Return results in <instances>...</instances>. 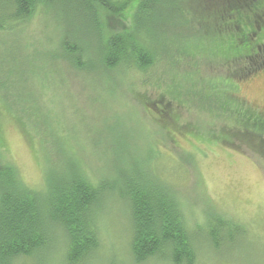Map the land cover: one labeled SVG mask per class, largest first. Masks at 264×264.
<instances>
[{"label": "rangeland", "instance_id": "1", "mask_svg": "<svg viewBox=\"0 0 264 264\" xmlns=\"http://www.w3.org/2000/svg\"><path fill=\"white\" fill-rule=\"evenodd\" d=\"M171 1L173 19L163 30H150L148 37L166 46L200 44L208 52L206 58H187L182 66L159 57L145 71L126 72L119 66L104 79L97 49L91 50L97 44L88 34L89 26L82 19L59 17L60 7L43 5L32 17L0 30V169L4 157L28 185L45 188L50 164L71 168L72 159L58 146L64 138L60 143L67 141L71 150L65 153L78 158L94 182L117 189L133 179L170 183L196 239V264H264V144L257 145L259 135L238 126L236 114L213 105L208 97L192 95L196 92L191 84L174 91L177 80L172 73L195 67L200 81L222 84L224 97L235 95L233 87L238 86L237 96L248 107L264 111V67L236 82L229 74L237 65L241 72L247 61L227 64L209 56L220 37L207 32L201 22L210 1L220 5L223 0ZM133 5L121 14L103 11L106 36L132 28ZM63 34L74 46L89 49L84 54L93 66L79 72L70 66L71 58L69 63L59 58ZM260 52L258 63L264 58L262 48ZM37 94L45 104L38 102ZM230 138L232 146L226 141ZM99 210L101 264H108L109 258H115V264H133L129 203L117 191ZM58 239L48 259L37 257L31 263L66 264V239ZM144 264L167 263L152 258Z\"/></svg>", "mask_w": 264, "mask_h": 264}, {"label": "trees", "instance_id": "2", "mask_svg": "<svg viewBox=\"0 0 264 264\" xmlns=\"http://www.w3.org/2000/svg\"><path fill=\"white\" fill-rule=\"evenodd\" d=\"M132 3V28L106 36L103 11L121 14ZM210 3L207 5L209 9L204 12L205 21L201 23L207 32L212 31L220 37V41L216 51L209 56L219 57L227 64H232L233 60L240 63L247 61L246 68H241V72L237 65L232 75L229 74L228 77H233L236 82L237 78L245 79L259 72L264 67V58L259 63L256 61V57L261 55V48L264 50V14H260L264 10V0H248V5L244 0H223L220 5H215L213 1ZM174 4L171 0H0V30L32 17L43 5L48 9L60 7L59 17H70L74 21L82 19L84 25L89 26L88 34L91 39H96L97 44L91 50L97 49L99 74L106 79L109 77L107 74L119 66H123L126 72L128 68L145 71L161 58L184 66L187 58L207 57L208 52L200 44L186 42L183 46H166L164 42L148 37L150 30L167 27L165 23L175 15ZM212 20L213 26L210 25ZM59 43L62 47L59 58L68 63L71 58V67L81 72L93 66L91 59L85 56L89 49L74 46L65 34ZM194 68L185 72L176 68L172 72L175 74L173 79L177 80L174 91L191 84L196 92L192 95L208 97L213 105L236 114L234 121L239 125L235 124L243 127L245 132L259 135L257 145L264 144V111L248 107L237 96L238 86L233 87L235 95L224 97L220 82L200 81ZM41 70L48 72L46 67ZM186 72H194V76L183 74ZM196 88L201 89L200 92ZM209 88L212 91L204 93ZM37 96L38 102H44L40 99L42 96ZM28 109L23 110L26 112ZM45 115L50 119L49 113ZM62 139L65 141L59 138L58 146L65 157L72 159L71 168L64 170L60 163V166L50 164L45 188L28 185L15 166L1 157L4 168L0 169V264H32L31 261L39 257L48 259L47 252L53 251L50 249L56 242V236H60L58 241L66 239L62 258L66 264H101L100 204L117 191L121 198L127 200L131 210L133 264H144L152 258L167 264H196V239L190 233L182 202L170 183L133 179L128 180L123 189H117L103 181L94 182L78 158L65 153L69 144L67 141L60 143ZM226 141L228 145H233L231 138ZM208 242L212 243V238L209 237ZM58 247L56 245L55 250ZM114 261L117 262L115 258H109L108 264H115Z\"/></svg>", "mask_w": 264, "mask_h": 264}]
</instances>
